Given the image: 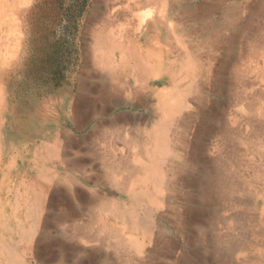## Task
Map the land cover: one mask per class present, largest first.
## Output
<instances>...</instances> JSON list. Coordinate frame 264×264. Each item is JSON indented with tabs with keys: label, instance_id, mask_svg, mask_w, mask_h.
<instances>
[{
	"label": "bare ground",
	"instance_id": "1",
	"mask_svg": "<svg viewBox=\"0 0 264 264\" xmlns=\"http://www.w3.org/2000/svg\"><path fill=\"white\" fill-rule=\"evenodd\" d=\"M14 1L0 0L1 12L10 11L0 16V24L8 14L22 15L34 0H19L18 5ZM117 1L111 3L110 16L125 21L109 24V29L103 27L97 34L90 66L96 82L89 88L87 106L93 116L122 104L131 109L100 120L97 135L83 144V157L66 154L72 145L69 140L66 147L57 138L41 143L38 177L23 174L15 180L9 215L4 208L9 202L1 198L2 187L10 181L9 166L0 167V264H27L38 232L47 229L46 211L62 193L68 204L77 198L78 212L87 219L76 220L79 213L68 207H61L64 218L52 219L54 227L69 228L65 237L52 239L56 251L51 259L56 264H112L114 256L124 264H160L151 259L150 246L166 233L168 227L160 226L157 216L169 206L173 212L171 199L203 201L208 206L196 224L194 242L179 247V257H194L189 264H225L230 252L242 247L232 235L239 222L233 208L239 203L251 205L261 195L263 204L256 209L264 220V9L258 10L255 25L245 26L240 22L246 18L242 16L248 11V0H241L235 9L226 1L221 21L213 24L197 22L210 14L208 4L188 7L183 6L186 0H149L140 8L138 0ZM132 4L135 11L127 14ZM237 24L244 31L241 60L224 71L218 55L230 45ZM222 72L227 75L223 99L209 108ZM2 98L0 87V128ZM135 107L147 112L135 113ZM205 117L212 120L211 140L196 153L194 143ZM85 165L88 175L83 174ZM81 180L87 192L81 190ZM117 194L127 195L129 202L122 203ZM202 227L205 235L200 233ZM4 233L16 234L17 241L9 242ZM109 242L113 256L103 252Z\"/></svg>",
	"mask_w": 264,
	"mask_h": 264
},
{
	"label": "rangeland",
	"instance_id": "2",
	"mask_svg": "<svg viewBox=\"0 0 264 264\" xmlns=\"http://www.w3.org/2000/svg\"><path fill=\"white\" fill-rule=\"evenodd\" d=\"M113 1L115 2V0ZM113 1L34 0L32 4L27 6L28 8L26 7L22 11V15H15L13 17L14 14H8L9 16L0 24V65L2 64L0 66V87L3 91V98L1 99L3 106L1 109L2 125L0 128V154L2 155V157L0 156V167L7 164L9 166L7 169L10 177V181L6 180V184L2 187L3 192L1 194L2 202L10 203L7 204L8 207L4 206L5 214L9 215L12 210L11 205L13 200L11 199L14 198L17 186L15 180L20 179L23 174H26L27 178L33 179L38 177L37 151L40 149L41 143H51L57 138L62 146H65V144L69 145V143L72 144L68 147L69 150H67L68 148L66 149L67 155L75 158L83 157L84 152L81 153L83 151V144L86 140L90 141L94 135H97L94 131L98 122L100 120H107L113 113L131 109L129 104H122L117 107H111L107 113L102 112V116H93L91 107L88 108L87 106V102L90 99L89 88L96 82L94 73L91 71L92 67L90 66H92L91 59H93V52L97 44V34L104 28V31L107 30V27L109 29V24L125 21L122 17L110 16L111 3ZM216 1H220L219 4H215ZM226 1L232 2V7L235 9L238 8L236 5L241 0H186L183 6L197 7L208 4L210 6V14L208 13L207 16L198 18L197 22L199 23L202 20L203 22L206 21L205 23L210 21L213 24L214 22L219 23L221 21L223 12L227 8L225 6ZM14 2L16 5L20 1L15 0ZM123 2L124 0H118L116 3L120 4ZM247 2L248 11H246L244 16L241 15L246 18L240 23H244L245 26L255 25L258 10L264 9V0H248ZM136 4L142 8L149 4V0H138ZM1 11L0 16L10 12H7V10L5 12ZM130 11H135V4H132L130 10L126 11V13L130 14ZM6 20L9 21L7 22ZM101 24L103 25L101 26ZM243 32L242 28L238 25L235 28L234 35L230 38V45L221 50L218 55V60H222L224 63L222 66L224 71L230 68L232 64H235V62L238 63L241 60L239 56L241 55L240 51L244 43L242 38ZM7 34L9 35L7 36ZM247 34H249V30ZM16 41L19 43L14 45ZM226 77V72H222L217 76L219 80L216 81L217 86L219 88L222 86V89L217 88V91L210 95L209 108L211 106L214 107L223 99V95H220L226 90ZM133 110L135 113L144 114L147 112L144 107H135ZM203 119L205 124H203L202 129L204 130L200 129L194 143L196 153H199L200 148L208 145L211 140L210 130L212 128V120L210 118L206 119V117ZM204 125L205 127L207 126L206 129ZM93 132L94 134H92ZM72 149L73 151L76 149L77 152L75 151L74 153ZM250 156L256 159L253 153ZM84 167L83 174L88 175L90 170L86 165ZM86 170L89 171L87 172ZM85 184L81 180L80 188L83 192H87V185ZM261 184L262 182L259 185ZM254 186L256 187L255 183ZM105 191L103 190V192ZM64 196L65 193H62L54 197L53 202L48 207L46 211L49 219L47 220V229L38 232L37 240L33 242L31 251L27 254V264H56L52 262L53 258L51 259L56 251L54 241L58 240L59 237H65L64 235L68 233L69 228L68 230H64L58 226L54 227L52 219L64 218L61 207H68V209L72 210L73 214L78 212L77 198L73 197L74 200L72 201L74 202L69 201L68 204ZM117 196L122 203L125 202L127 204L129 202L127 195L117 194ZM7 197L10 199L8 200ZM235 200L237 199L235 198ZM201 202L202 204H193L188 200H183V198L177 199L175 202L172 199L169 200L168 203L172 205L173 212H171L169 206L165 209L166 211H163L162 216H157L159 225L161 226L164 223V226L168 228H165L166 233L163 236L161 235L150 246L151 259L157 260L153 262L160 264H189L193 262L194 257L191 254L188 255L189 257H179L178 252L182 245H191L197 234V231L195 232L196 224L199 222L200 217L204 216L208 210L206 202ZM175 204L178 206V212L175 211ZM262 204L260 195L257 196L255 203L251 205L239 203L238 206L233 208L235 217H238L237 221L239 222L234 225L235 231L232 235L235 238L234 241L239 240L238 242L242 243V247L240 249H233V252H230L231 254L227 258L228 263L226 262L225 264H249V261L252 262L251 264H264L262 256L264 254V220L263 218L260 220L256 209V207L260 208ZM173 214H176V217ZM182 215H184V218ZM241 215L244 217H241ZM250 218L253 219L251 220ZM75 219L84 221V219H87V216L79 213V216L77 214ZM112 222H116V220H112ZM119 225L120 223L117 222V226ZM202 228L203 230L200 233L201 235L202 233L205 235L206 231L204 227ZM236 228H239L240 231ZM247 228L248 230H246ZM172 231L173 233H171ZM5 235L9 242L13 243L17 241L16 234ZM189 235L190 237H188ZM50 238L51 240H49ZM111 244L113 243L109 242L105 244L104 248L107 249H103L105 255H112V248L108 246ZM187 247L190 248L191 246ZM235 254L236 257L234 256ZM115 257H113L112 264H124L121 258Z\"/></svg>",
	"mask_w": 264,
	"mask_h": 264
}]
</instances>
